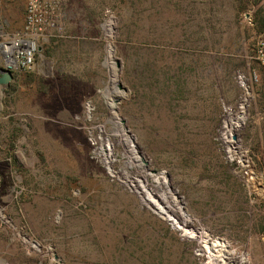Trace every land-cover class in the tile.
I'll list each match as a JSON object with an SVG mask.
<instances>
[{
    "label": "rangeland",
    "instance_id": "obj_1",
    "mask_svg": "<svg viewBox=\"0 0 264 264\" xmlns=\"http://www.w3.org/2000/svg\"><path fill=\"white\" fill-rule=\"evenodd\" d=\"M24 11L0 0V43ZM59 24L0 85V259L264 264V0H63Z\"/></svg>",
    "mask_w": 264,
    "mask_h": 264
},
{
    "label": "built area",
    "instance_id": "obj_2",
    "mask_svg": "<svg viewBox=\"0 0 264 264\" xmlns=\"http://www.w3.org/2000/svg\"><path fill=\"white\" fill-rule=\"evenodd\" d=\"M62 1L25 0L21 29L12 37L4 38L0 43L3 67L10 69L12 73L32 68L40 43L48 38L58 37L62 33L59 24ZM252 58L264 71V27L255 41ZM252 80L257 81L256 73H253ZM242 85L247 91L244 82Z\"/></svg>",
    "mask_w": 264,
    "mask_h": 264
},
{
    "label": "water",
    "instance_id": "obj_3",
    "mask_svg": "<svg viewBox=\"0 0 264 264\" xmlns=\"http://www.w3.org/2000/svg\"><path fill=\"white\" fill-rule=\"evenodd\" d=\"M111 18H112V17H111ZM115 62H116V67L118 68V82H117V87H118L119 89H122V90L126 91V88L122 85V83L120 82V79H119V72H120L119 69H120V67H121V65H120V61H119V59L116 58V59H115ZM12 78H13V73H12V71H11L10 69L5 68V67L0 68V85H5V86H6V85L12 80ZM124 125H125V120H124ZM125 128H126L127 132L129 133L130 138H131L133 144L136 146L138 152L141 154L139 148H138L137 145L135 144L134 138L131 136V134H130L128 128L126 127V125H125ZM141 155H142V154H141ZM142 156H143V155H142ZM143 158H144V156H143ZM143 160H144V165H145V166L148 165V161H147L145 158H144ZM151 172L154 173L153 170H151ZM165 177H166V179L169 181V177H168V175H165ZM170 188H171L172 191H175L174 189H172L171 185H170ZM175 192H176V191H175ZM176 197H178L177 194H176ZM180 206H181V207H180V208H181V212H182L183 214H185V210H184L183 206H182V205H180ZM34 243H36V242H34ZM0 260H1V259H0ZM1 261H2L3 264H6L3 260H1Z\"/></svg>",
    "mask_w": 264,
    "mask_h": 264
},
{
    "label": "bare ground",
    "instance_id": "obj_4",
    "mask_svg": "<svg viewBox=\"0 0 264 264\" xmlns=\"http://www.w3.org/2000/svg\"><path fill=\"white\" fill-rule=\"evenodd\" d=\"M9 50V49H8ZM118 103H119V101H118ZM116 111H117V113H118V108L116 109ZM117 118V117H116ZM119 118H120V122H119V124L121 125V126H123V128L125 127V125H124V120H123V117L122 116H119ZM124 130H125V128H124ZM126 131V130H125ZM126 134H127V132H126ZM129 134V133H128ZM129 138H130V135H129ZM227 138V137H226ZM130 141L132 142V140H131V138H130ZM232 146V145H231ZM133 149V152L138 156V158H139V163L137 164V166L139 167V168H141L142 170H147L149 173H151V174H153V175H158V174H160L161 175V180H162V182H163V184L164 185H166V189H167V191L169 192V193H171L172 194V191H171V188H170V183H169V181L166 179V177H165V173H163V172H159L158 170H156V169H152L153 171H154V173H152L151 172V170H149L148 169V167L147 166H145L144 164H143V156L138 152V150L136 149L135 150V148H132ZM173 200H174V202H175V204H176V202H178V198L176 197V196H173ZM179 207H181L180 206V203H179ZM178 207V208H179ZM179 210H181V208H179ZM18 234H20V233H18ZM23 237H27L26 235H22ZM36 244V243H35ZM1 261V260H0ZM2 262V261H1Z\"/></svg>",
    "mask_w": 264,
    "mask_h": 264
},
{
    "label": "trees",
    "instance_id": "obj_5",
    "mask_svg": "<svg viewBox=\"0 0 264 264\" xmlns=\"http://www.w3.org/2000/svg\"><path fill=\"white\" fill-rule=\"evenodd\" d=\"M244 116V115H243ZM226 125V127H224V131L226 130L227 131V134H228V131H229V129H228V123L227 124H225Z\"/></svg>",
    "mask_w": 264,
    "mask_h": 264
},
{
    "label": "crops",
    "instance_id": "obj_6",
    "mask_svg": "<svg viewBox=\"0 0 264 264\" xmlns=\"http://www.w3.org/2000/svg\"><path fill=\"white\" fill-rule=\"evenodd\" d=\"M23 19H24V17H23Z\"/></svg>",
    "mask_w": 264,
    "mask_h": 264
}]
</instances>
